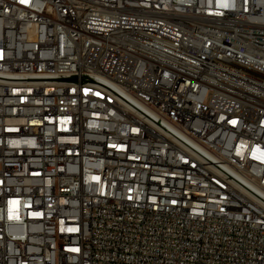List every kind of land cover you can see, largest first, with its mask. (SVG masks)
Listing matches in <instances>:
<instances>
[{"label":"built area","instance_id":"built-area-1","mask_svg":"<svg viewBox=\"0 0 264 264\" xmlns=\"http://www.w3.org/2000/svg\"><path fill=\"white\" fill-rule=\"evenodd\" d=\"M0 264H264V0H0Z\"/></svg>","mask_w":264,"mask_h":264}]
</instances>
